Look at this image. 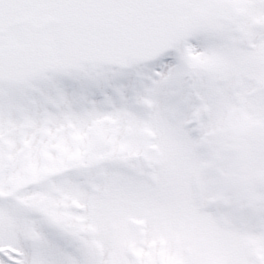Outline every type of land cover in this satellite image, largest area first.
Here are the masks:
<instances>
[{
    "label": "snow or ice",
    "instance_id": "obj_1",
    "mask_svg": "<svg viewBox=\"0 0 264 264\" xmlns=\"http://www.w3.org/2000/svg\"><path fill=\"white\" fill-rule=\"evenodd\" d=\"M0 264H264V0H0Z\"/></svg>",
    "mask_w": 264,
    "mask_h": 264
}]
</instances>
